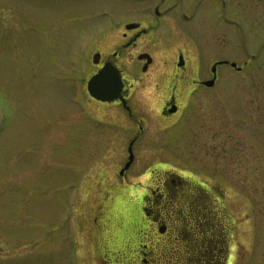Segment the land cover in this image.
Listing matches in <instances>:
<instances>
[{"label":"rangeland","instance_id":"1","mask_svg":"<svg viewBox=\"0 0 264 264\" xmlns=\"http://www.w3.org/2000/svg\"><path fill=\"white\" fill-rule=\"evenodd\" d=\"M66 3L71 25L96 8L119 9V0H0V264H102L106 255L120 261L147 236L135 188L149 184L139 176L157 165L220 198L227 264H264V0H227V23L215 22V38L242 70L219 67L212 99L187 106L163 132L166 145L140 139L122 182L117 173L127 150H102L95 133L61 132L58 115L84 105L79 85L91 72L89 60L59 57L58 46H49L46 19ZM75 115L69 128L82 114ZM103 167L111 199L95 186Z\"/></svg>","mask_w":264,"mask_h":264},{"label":"flooded vegetation","instance_id":"2","mask_svg":"<svg viewBox=\"0 0 264 264\" xmlns=\"http://www.w3.org/2000/svg\"><path fill=\"white\" fill-rule=\"evenodd\" d=\"M67 6L59 13L52 11L46 19L53 25L46 23L52 33L49 46H58L54 55L59 57L89 60L91 72L79 85L84 105L78 110L64 106L58 115L65 136L95 133L102 150H135L139 140L148 137L166 145L163 132L180 121L184 109L212 99L209 93L219 79V67L225 66L215 64L227 57L226 44L217 46L214 25L216 21L226 25L227 0H119L114 14L99 7L74 25ZM104 14L110 17L108 21ZM104 65L114 67L119 79L116 96L108 102L97 101L87 92L89 79ZM213 67L215 82L207 87L204 82L213 78ZM72 89L76 91L74 85ZM152 103L156 104L153 117ZM79 112L82 115L69 128L66 122ZM104 171V167L98 169L95 186L104 193L102 198L111 199L110 191L103 189ZM119 171L118 181H125L130 167L122 175ZM139 177L150 178L149 184L135 188L141 192L137 212L143 219L139 223L147 235L145 241L134 240L120 261L106 255L102 264H227L225 216L212 190L161 165L146 168ZM97 218L92 217L91 231Z\"/></svg>","mask_w":264,"mask_h":264},{"label":"water","instance_id":"3","mask_svg":"<svg viewBox=\"0 0 264 264\" xmlns=\"http://www.w3.org/2000/svg\"><path fill=\"white\" fill-rule=\"evenodd\" d=\"M229 66L239 71V69L236 68L235 63H230ZM105 68L102 69L97 75H95L91 79L89 83V93L91 94L92 97H94L97 100L111 101L115 98L116 93L119 89L117 87L116 90V85L119 83V79H118V75H116L117 72L115 73L112 70V67H110L111 69L108 68V66H106ZM212 72L214 74L215 72L214 69H212ZM213 83H214V79L205 83V85L210 87L213 85ZM128 152H129L128 162L126 163L125 167L121 170L120 174H122L123 171H125L132 163L133 160L132 151L128 150Z\"/></svg>","mask_w":264,"mask_h":264}]
</instances>
